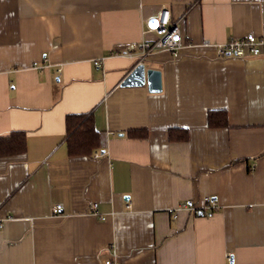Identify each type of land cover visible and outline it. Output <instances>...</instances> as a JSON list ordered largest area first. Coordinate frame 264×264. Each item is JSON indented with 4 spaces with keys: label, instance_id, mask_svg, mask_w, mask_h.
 Segmentation results:
<instances>
[{
    "label": "crops",
    "instance_id": "crops-1",
    "mask_svg": "<svg viewBox=\"0 0 264 264\" xmlns=\"http://www.w3.org/2000/svg\"><path fill=\"white\" fill-rule=\"evenodd\" d=\"M163 8L184 42L142 58ZM250 32L264 0H0V136L26 140L0 156V264H264V56L215 47ZM140 62L160 91L122 86ZM68 114L91 154L68 153ZM205 195L212 217L176 211Z\"/></svg>",
    "mask_w": 264,
    "mask_h": 264
},
{
    "label": "built area",
    "instance_id": "built-area-1",
    "mask_svg": "<svg viewBox=\"0 0 264 264\" xmlns=\"http://www.w3.org/2000/svg\"><path fill=\"white\" fill-rule=\"evenodd\" d=\"M149 29H153L158 35L155 40L144 41L139 47L143 50L142 58L150 54L154 49H169L175 55L179 53V49L184 42V34L182 32V27L179 23L173 22L171 20V12L168 8H163L156 16L149 18L147 20ZM217 56H246V55H263L264 56V34L257 35L254 32H250L245 36H236L228 38L222 43H218ZM95 63H98L95 62ZM100 153L96 154V157ZM97 203L92 204V211L94 214L98 215ZM218 201L214 196L205 195L202 201L194 203L193 201L185 200L180 202L176 206V211H189L190 214L200 217L205 215L207 217H212L215 210L219 207ZM62 208L61 203H56L52 207L54 213L59 212ZM102 219H106L107 215H100ZM106 264H116L110 259L105 261Z\"/></svg>",
    "mask_w": 264,
    "mask_h": 264
},
{
    "label": "trees",
    "instance_id": "trees-1",
    "mask_svg": "<svg viewBox=\"0 0 264 264\" xmlns=\"http://www.w3.org/2000/svg\"><path fill=\"white\" fill-rule=\"evenodd\" d=\"M209 125H228L226 111L212 109L208 114ZM67 124V144L68 153L71 155L91 154L99 142V130L92 123L90 115L68 114ZM142 135L144 133H141ZM25 133L13 131L7 137L0 136V156L11 155V153L25 150Z\"/></svg>",
    "mask_w": 264,
    "mask_h": 264
},
{
    "label": "water",
    "instance_id": "water-1",
    "mask_svg": "<svg viewBox=\"0 0 264 264\" xmlns=\"http://www.w3.org/2000/svg\"><path fill=\"white\" fill-rule=\"evenodd\" d=\"M146 83L150 92L160 91L162 88L161 71L154 68L147 69L146 64L140 62L137 63V66L124 78L122 86H138ZM230 261H233L232 255L230 257Z\"/></svg>",
    "mask_w": 264,
    "mask_h": 264
}]
</instances>
